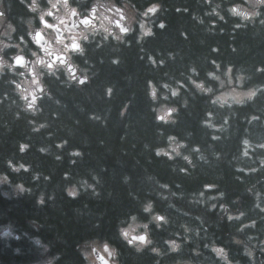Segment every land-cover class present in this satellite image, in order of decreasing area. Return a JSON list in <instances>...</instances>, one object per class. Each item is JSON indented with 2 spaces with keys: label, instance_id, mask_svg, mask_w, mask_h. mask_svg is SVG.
Instances as JSON below:
<instances>
[{
  "label": "clouds",
  "instance_id": "obj_1",
  "mask_svg": "<svg viewBox=\"0 0 264 264\" xmlns=\"http://www.w3.org/2000/svg\"><path fill=\"white\" fill-rule=\"evenodd\" d=\"M197 3L201 10L191 11L190 17L202 26V32L223 34L225 28L221 25H230L233 39L238 31H243L264 41V0ZM14 5L19 10L14 11ZM174 10L189 13L187 7L177 6ZM166 11L162 0H0V119L7 132L17 123L26 130L23 138L15 139L14 152L3 159L0 185H6L12 196L19 197L32 194L33 189L22 179L14 181V175L28 173L32 181H39L42 176L44 181L50 179L33 170L31 162L18 158L33 149L35 134L43 132L51 140L46 145H35L41 155L61 161L67 148L70 165L77 163L73 158L83 160L84 146L67 147L73 133L59 135L64 127H55L67 109L62 97L75 89L110 102L113 94L121 91L118 82H105L99 90H86V86L100 75V65L107 62L120 66L124 49L135 46L138 60L149 73L142 84L145 115L150 116L155 140L142 142V149L150 152L149 162L152 157L162 158L169 162L171 173L195 180L201 176L210 178L188 190L179 180L169 182L145 169L143 179L136 178L141 185L150 182L141 199L139 189L131 190L132 173L124 171L121 183L129 188L128 195L136 201L139 211H131L117 222L116 240L136 254L147 251L157 257L153 264H160L159 258L180 253L194 236L199 237L201 227H205V215L192 209H203L230 224L237 222L231 243L240 247V256L246 257L245 261L233 259L228 247L212 241L203 246L208 250V264H264V257L257 255V249L264 253V57L240 62L212 56L186 59L179 49H151L147 44L156 37V29L167 27V21L161 18ZM179 37L187 41L189 33L181 30ZM229 48L232 53L238 51L232 44ZM209 50L220 52L217 44ZM121 79L130 84L133 76ZM134 100L133 92L116 112L117 118L125 121V129L130 126L127 118ZM197 101L201 111L195 124L177 128L181 110L191 116ZM112 107L108 103L103 111H89L77 105L80 113L101 128L107 127ZM73 124L78 125L79 120L74 119ZM127 135L125 131L121 139ZM98 143L102 145L103 140ZM86 171L87 175L76 179L69 171L62 174L63 179L72 181L64 187L67 197L76 199L81 189L90 190L93 197L100 195L98 186L103 185L101 174L106 168ZM226 173L239 186L231 195L222 184ZM0 195L8 197L9 191H0ZM157 200L188 218L178 225L182 232H169L159 244L152 236L153 227L158 231L165 229L171 218L157 208ZM176 200L188 207L178 206ZM35 202L45 204L44 194L36 195ZM190 220L197 223L190 224ZM21 236L28 237L39 250L40 258L34 264H62V253L54 252L51 243L18 232L11 221L0 223L3 248L18 254L20 248L13 247L12 241H19ZM76 249L83 264H121L120 247L107 238L93 239ZM192 252L203 255L198 243ZM183 264L201 262L189 258Z\"/></svg>",
  "mask_w": 264,
  "mask_h": 264
},
{
  "label": "trees",
  "instance_id": "obj_2",
  "mask_svg": "<svg viewBox=\"0 0 264 264\" xmlns=\"http://www.w3.org/2000/svg\"><path fill=\"white\" fill-rule=\"evenodd\" d=\"M162 3L167 11L161 18L167 21V27L164 30L156 29L157 35L148 42L147 47L161 50L179 49L181 55L186 59L212 56L217 59L227 58L240 62L264 57V41H260L258 38L253 39L247 32L243 31H238L233 39L230 25H221L225 28L223 34H220L219 31L216 34L202 32V26L197 25L190 17L191 11L201 10L197 0H162ZM177 6L189 8V13H176L174 9ZM13 10H19L18 6L14 5ZM181 30L189 33L187 41L180 39L179 31ZM201 40L205 42L202 44ZM212 44L219 46V53L210 52L209 49ZM230 44L237 47L236 53L230 51ZM123 57L124 62L120 66H112L107 62L100 65V75L91 86H86V90L93 87L99 90L105 82H118L121 91L114 93L110 102L98 100L92 94L86 96L84 92L75 89L65 92L62 97L67 103V109L62 111L61 118L55 127H64V131L59 132V135H66L68 132L73 133L67 147L84 146L85 156L83 160L73 158L77 160V163L70 165L68 163L70 157L66 154L67 148L64 149L65 155L61 161H56L51 156L41 155L35 150V145H46L51 143V140L46 139L43 132L35 134L32 136L33 149L29 153H25L23 157L18 158L25 162H31L33 170L49 175L50 179L44 181L42 176L39 181H32L28 173L21 174L20 177L14 175V181L18 178L22 179L33 189L32 194L25 193L19 197L12 196L6 185H0V191H9L8 197L0 195V223L11 221L18 232H27L29 237L39 236L43 241L51 243L54 252L62 253V264H83L76 246H84L86 242L93 239L107 238L117 243L120 249H128L116 240V225L122 217L127 216L131 211L138 212L139 208L136 201L128 195L129 188L121 183L120 177L124 171L132 173L131 190L137 191L139 189L138 195L141 199L145 198L144 189L150 186V182L145 181L141 185L136 178L143 179L145 169L169 182L179 180L188 190L197 187L201 180L210 178L201 176L199 180H195L171 173L168 167L169 162L162 158L152 157L151 162H149L150 152L142 149L143 140L147 139L149 143L155 142L150 116L145 115L147 106L142 87L143 79L149 73L146 71L143 62L138 60V52L135 46L124 49ZM129 74L133 76V80L130 84H126L121 77ZM133 92L135 93V100L127 118L130 126L125 129V121L119 120L116 112L123 99ZM108 103H111L113 107L106 128H101L98 123L88 120L86 115L80 113L77 108V105H83L89 111H103ZM200 111L199 101L195 102L191 116L181 110L180 123L176 127L194 125ZM74 119L79 120L78 125L73 124ZM125 131L128 132V135L121 139V135ZM25 134L26 130L22 123H17L11 132H7L4 120L0 119V170H3L4 157L14 152L15 139L23 138ZM55 138L53 137V139ZM99 140H103L102 145L98 143ZM100 166H104L106 171L101 174L103 185L102 187L98 186L100 187L98 197H93L90 190L84 189H81V195L76 199H71L65 195V185L72 182L62 178L65 171H69L73 179H76L87 175L86 170L88 169L99 171ZM222 184L230 195L239 187L232 181L231 175L228 173L225 174ZM40 193L45 196V204L43 205H37L35 202L36 195ZM164 203L157 200L156 206L168 213L171 222L167 228L159 231L153 227V238L158 244L162 243V239L169 232H182L178 225L181 220L188 219L180 216V212L165 208ZM175 203L180 207H188L184 205L182 200H176ZM192 211L205 215V227H201L198 238L194 236L193 240L184 246L186 253L176 255L177 262L189 258L192 260L204 258L203 255H193L189 250L195 248L197 243L200 250H203L205 249L204 244L212 241L228 247L231 250L232 258L235 259L237 254L234 253L237 251L240 253V247L232 244L230 238L234 234V227L237 222L230 224L226 220L218 218L216 213H205L203 209H192ZM141 218H145L142 213ZM189 223L196 224L197 222L190 220ZM12 246L19 247L20 252L14 254L11 248H3V245L0 244V264H34L31 262L40 258L39 250L32 245L28 237L22 238L20 242L13 240ZM172 256L173 254L166 256L167 264H172L170 260ZM128 257V254H121L122 264H128L125 262ZM238 258L245 261L240 255ZM135 259L136 257L133 264H148L149 262L144 258ZM166 262L160 264H166Z\"/></svg>",
  "mask_w": 264,
  "mask_h": 264
},
{
  "label": "rangeland",
  "instance_id": "obj_3",
  "mask_svg": "<svg viewBox=\"0 0 264 264\" xmlns=\"http://www.w3.org/2000/svg\"><path fill=\"white\" fill-rule=\"evenodd\" d=\"M180 216H183V215L180 214ZM203 251L206 252V249H204ZM205 259H206V258H205ZM206 260H207V259H206Z\"/></svg>",
  "mask_w": 264,
  "mask_h": 264
},
{
  "label": "flooded vegetation",
  "instance_id": "obj_4",
  "mask_svg": "<svg viewBox=\"0 0 264 264\" xmlns=\"http://www.w3.org/2000/svg\"><path fill=\"white\" fill-rule=\"evenodd\" d=\"M136 259H137V258H136ZM136 259H135V260H136ZM133 260H134V259H133Z\"/></svg>",
  "mask_w": 264,
  "mask_h": 264
}]
</instances>
